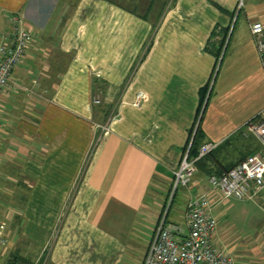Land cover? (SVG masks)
Returning <instances> with one entry per match:
<instances>
[{
  "label": "crops",
  "instance_id": "obj_1",
  "mask_svg": "<svg viewBox=\"0 0 264 264\" xmlns=\"http://www.w3.org/2000/svg\"><path fill=\"white\" fill-rule=\"evenodd\" d=\"M238 1L0 0V43L14 15L34 36L0 97V264H122L130 229L144 215L155 229L193 143L245 148L234 164L263 152L255 137L233 141L264 111L251 35L264 0L249 1L240 30ZM216 30H229L219 59L207 49ZM209 177L198 170L182 189L184 208L190 192L208 194L216 244L264 264V190L226 199Z\"/></svg>",
  "mask_w": 264,
  "mask_h": 264
},
{
  "label": "built area",
  "instance_id": "obj_2",
  "mask_svg": "<svg viewBox=\"0 0 264 264\" xmlns=\"http://www.w3.org/2000/svg\"><path fill=\"white\" fill-rule=\"evenodd\" d=\"M245 1H238V14ZM251 35L264 70V25L254 23ZM33 43L34 36L24 26L23 17L14 15L9 32L2 36L0 43V97L11 88L13 74L22 65ZM244 128L249 135L260 141L264 151V111ZM220 145L221 143H207L199 149L196 157L190 156V147L183 155L179 167L174 171L170 192L142 264H237V259L215 242L219 223L208 194L190 192L182 213V222L169 221L171 207L179 189L189 185L198 172L197 164ZM209 181L213 190L226 199H256L264 190V155H250L228 172L210 176ZM4 229L5 225H2L1 243H4Z\"/></svg>",
  "mask_w": 264,
  "mask_h": 264
},
{
  "label": "rangeland",
  "instance_id": "obj_3",
  "mask_svg": "<svg viewBox=\"0 0 264 264\" xmlns=\"http://www.w3.org/2000/svg\"><path fill=\"white\" fill-rule=\"evenodd\" d=\"M249 1H251V0H246L244 2V7L239 14H238V10L236 11L235 17H234L233 22H232V28L236 27L237 30H240L241 28H246L247 23H246V19H245V15H246L245 13L247 11ZM220 65L221 64L219 62V64L217 65V68H216V74L219 72V70L221 68ZM213 84H214V80H213L212 85ZM251 137H253V136L249 135L247 132V129L244 128L237 133V135L235 136V140H233V141H235L236 145H238V147H239L243 142L246 145H248L249 143L252 144V142H254V141L252 140ZM241 149L242 148H240V147L228 149L225 153H222L221 155L218 156V161L223 159L222 158L223 156H226L225 159H227V162L224 163V165H229V163H232L231 159H233V158L238 159L239 156L241 155V153H243V151L245 150V148L242 149L243 151ZM244 153H245V151H244ZM258 154L264 155V151L259 152ZM169 192H170V190L168 191V194H169ZM183 202H184V195H183L182 188H181V189H179L178 193L176 194L173 205L171 207V213H170L169 221L182 222V220H183L182 219V212L184 210V203ZM165 203H166V200H165ZM165 203H164V205H165ZM177 208L178 209L180 208V210H182L181 215L179 217H178L179 214L175 213V210ZM141 218L142 219L139 220L138 223H135L134 227L131 228L129 233H128L127 239H129V242H128L129 245H128V250L123 255L124 258H123L122 264H142V261L144 259V253H145L146 249H148V246H149L148 244H149V241L151 240L152 230L154 229L153 228L154 226L152 225V223H150V220L147 218V215H144Z\"/></svg>",
  "mask_w": 264,
  "mask_h": 264
},
{
  "label": "trees",
  "instance_id": "obj_4",
  "mask_svg": "<svg viewBox=\"0 0 264 264\" xmlns=\"http://www.w3.org/2000/svg\"><path fill=\"white\" fill-rule=\"evenodd\" d=\"M217 32V33H216ZM228 32L224 31V34L221 35L217 30L213 33L211 37V41L207 45V49L212 52L216 57L219 59L220 55L222 54L223 48L225 46L227 37H228ZM223 33V32H222ZM208 90V89H207ZM206 90V93H207ZM198 135V134H197ZM253 138V137H252ZM230 143H228L229 145ZM224 147L223 145H220L216 151L211 153L209 156L203 158L198 164V170H202L204 173H206L209 176H220L224 174L225 172H228L232 168H234L239 162L242 160L246 159L248 156L253 155L252 153H248L242 157V159L237 163H230L229 165H223L218 163V156L224 152ZM226 148V147H225ZM200 147H198L197 143H193V146L190 151V156L191 157H196L198 155ZM213 157V158H212ZM14 259L12 261V264H14ZM20 261V259H18ZM30 264V263H26Z\"/></svg>",
  "mask_w": 264,
  "mask_h": 264
},
{
  "label": "flooded vegetation",
  "instance_id": "obj_5",
  "mask_svg": "<svg viewBox=\"0 0 264 264\" xmlns=\"http://www.w3.org/2000/svg\"><path fill=\"white\" fill-rule=\"evenodd\" d=\"M16 264H18V263H16Z\"/></svg>",
  "mask_w": 264,
  "mask_h": 264
}]
</instances>
